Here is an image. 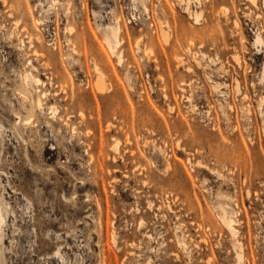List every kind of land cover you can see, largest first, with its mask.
Listing matches in <instances>:
<instances>
[{
  "label": "rangeland",
  "instance_id": "obj_1",
  "mask_svg": "<svg viewBox=\"0 0 264 264\" xmlns=\"http://www.w3.org/2000/svg\"><path fill=\"white\" fill-rule=\"evenodd\" d=\"M250 1L0 0V264H264Z\"/></svg>",
  "mask_w": 264,
  "mask_h": 264
},
{
  "label": "bare ground",
  "instance_id": "obj_2",
  "mask_svg": "<svg viewBox=\"0 0 264 264\" xmlns=\"http://www.w3.org/2000/svg\"><path fill=\"white\" fill-rule=\"evenodd\" d=\"M255 0H251L250 3H255L254 2ZM254 5V4H253ZM195 20H197V16H195ZM235 24V23H234ZM234 26V25H233ZM235 27H236V24H235ZM119 32H120V29L119 27H114V28H110L109 29V34L111 36V38L113 39V42L109 39V38H105V42H106V45L107 47L111 50H113L119 43V41L117 40V36L119 35ZM256 43H259L260 42V39L257 38ZM35 54V53H34ZM119 60V59H118ZM121 61V59L119 60ZM35 82V85L39 82L38 80H34ZM99 90H101V87L99 86L98 87ZM103 89V88H102ZM263 99V98H262ZM264 102V101H263ZM37 107L39 108L40 107V104L39 102L37 101ZM54 110V109H53ZM55 113V111H54ZM80 113H78L79 115ZM27 124V123H26ZM211 172V171H210ZM215 172V171H214ZM243 182V181H242ZM247 191V190H246ZM247 196V194H246ZM228 210V209H227ZM226 208H220L218 213H217V217L219 218L221 224L227 229V231L233 236L235 237L236 236V229H235V220L233 219L234 217V212H231V211H227ZM5 223V219H4V216H3V211H2V208L0 206V242H1V232H2V226L4 225ZM205 243V242H204ZM238 259V258H237Z\"/></svg>",
  "mask_w": 264,
  "mask_h": 264
}]
</instances>
